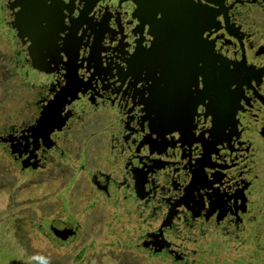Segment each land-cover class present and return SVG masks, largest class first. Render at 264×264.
Wrapping results in <instances>:
<instances>
[{"label": "flooded vegetation", "instance_id": "1", "mask_svg": "<svg viewBox=\"0 0 264 264\" xmlns=\"http://www.w3.org/2000/svg\"><path fill=\"white\" fill-rule=\"evenodd\" d=\"M72 6L74 88L46 139L20 131L64 82L24 66L11 36L4 59L17 100L0 156L57 202L51 252L99 235L95 264H263L264 0Z\"/></svg>", "mask_w": 264, "mask_h": 264}, {"label": "rangeland", "instance_id": "2", "mask_svg": "<svg viewBox=\"0 0 264 264\" xmlns=\"http://www.w3.org/2000/svg\"><path fill=\"white\" fill-rule=\"evenodd\" d=\"M9 38L10 34L0 19V128L5 123V113L15 111L17 100V93L13 90L15 83L11 78L8 80L9 76L4 71L10 67L4 61L11 52ZM10 169L7 161L0 156V264H95V260L99 259L95 252L107 248H102L101 244L112 239L87 236L86 241L71 245L70 255L53 254L42 232L48 226V216L53 215L57 202L54 203L51 198L48 202L49 194L38 193L34 188L43 181L35 183L27 177L18 178ZM80 249L83 254L74 258L73 255ZM243 260L231 256L226 258V264H246ZM118 261L117 264H135L131 259L122 257ZM104 264L111 263L107 260Z\"/></svg>", "mask_w": 264, "mask_h": 264}, {"label": "water", "instance_id": "3", "mask_svg": "<svg viewBox=\"0 0 264 264\" xmlns=\"http://www.w3.org/2000/svg\"><path fill=\"white\" fill-rule=\"evenodd\" d=\"M63 2L64 0L0 1L1 22L10 34L14 48L21 53L23 65L64 82L62 87H58L63 93H53L41 108L34 124L20 131L24 139H46L53 129L61 125V107L65 97L74 88L71 80L74 79V59L77 52L75 33L79 25L72 24L70 28L65 26L64 19H70V14L60 12ZM71 3L74 6L75 0H71ZM57 96L61 97V104H56Z\"/></svg>", "mask_w": 264, "mask_h": 264}]
</instances>
